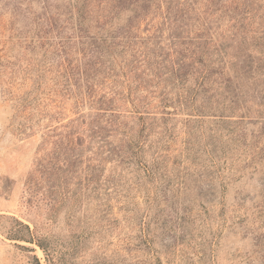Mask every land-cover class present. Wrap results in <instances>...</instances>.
Returning <instances> with one entry per match:
<instances>
[{"label": "rangeland", "instance_id": "374dc122", "mask_svg": "<svg viewBox=\"0 0 264 264\" xmlns=\"http://www.w3.org/2000/svg\"><path fill=\"white\" fill-rule=\"evenodd\" d=\"M35 2L0 0V264H51L19 223L52 264H264V0L169 1L197 47L251 68L248 113L167 118L152 182L68 142L71 102L20 35Z\"/></svg>", "mask_w": 264, "mask_h": 264}, {"label": "trees", "instance_id": "16d2710c", "mask_svg": "<svg viewBox=\"0 0 264 264\" xmlns=\"http://www.w3.org/2000/svg\"><path fill=\"white\" fill-rule=\"evenodd\" d=\"M55 1L38 0L37 12L27 3L20 35L37 58L40 81L54 73V93L71 102L70 144L152 182L166 171L167 118L248 113L244 77L251 68L240 54L197 47L170 0ZM19 224L25 233L13 237L35 243L52 264L54 250Z\"/></svg>", "mask_w": 264, "mask_h": 264}]
</instances>
